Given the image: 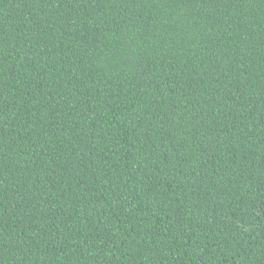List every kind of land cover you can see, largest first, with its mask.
<instances>
[{
    "label": "trees",
    "instance_id": "1",
    "mask_svg": "<svg viewBox=\"0 0 264 264\" xmlns=\"http://www.w3.org/2000/svg\"><path fill=\"white\" fill-rule=\"evenodd\" d=\"M0 264H264V0H0Z\"/></svg>",
    "mask_w": 264,
    "mask_h": 264
}]
</instances>
